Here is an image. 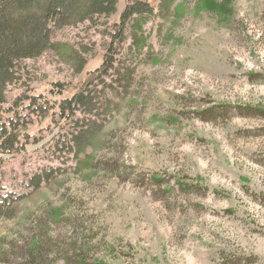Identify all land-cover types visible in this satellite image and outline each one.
Returning a JSON list of instances; mask_svg holds the SVG:
<instances>
[{
    "label": "rangeland",
    "instance_id": "rangeland-1",
    "mask_svg": "<svg viewBox=\"0 0 264 264\" xmlns=\"http://www.w3.org/2000/svg\"><path fill=\"white\" fill-rule=\"evenodd\" d=\"M196 1L145 25L151 48L139 58L127 54V38L122 59L132 84L123 108L100 119L103 144L86 151L91 171L79 170L72 135L73 119L87 124L89 116L64 120L57 104L103 63L125 0L96 26L55 33L86 62L82 73L51 52L22 63L8 99L41 94L48 104L41 114L10 106L26 137L19 152L0 154L10 212L0 219V264H24L38 223L65 250L86 243L90 260L106 264H264V0H234L227 15ZM109 75L96 84L117 79ZM37 185L50 186L11 211Z\"/></svg>",
    "mask_w": 264,
    "mask_h": 264
},
{
    "label": "trees",
    "instance_id": "trees-1",
    "mask_svg": "<svg viewBox=\"0 0 264 264\" xmlns=\"http://www.w3.org/2000/svg\"><path fill=\"white\" fill-rule=\"evenodd\" d=\"M232 1L234 0H224L217 4L215 0H197L196 4L206 11H219L220 14L227 15L231 12ZM182 3L184 5V0H125L119 21L113 25L112 38L105 49L103 63L97 70L92 71L90 77L70 97L63 98L57 104L58 114L64 120L66 118L72 120L76 113L89 116L85 119L87 124L78 125L77 118L72 121L75 132L72 135L76 134L73 136L76 148L74 155L78 156L80 162H83L79 170H93L94 157L90 158L92 150L90 154L86 151L92 149V144H96L97 148L103 144V133L99 127L100 119L104 114L111 115L116 106L123 108L125 104L124 88L132 84V73L129 72L128 61L122 59L123 45L127 38L130 39L127 54L139 58L138 55L143 50L148 51L151 48L148 44L149 33L146 32L144 26L148 23L154 24L157 20L164 22L177 17L175 8L181 7ZM115 13L116 0H0V106L4 104L9 106L0 109V154L12 155L19 152L23 148V143H20L24 142L23 139L26 137L24 133H21L24 129L19 127L20 114L10 107L11 104H14L16 109L19 107L40 114L46 110L48 104L47 99L41 94L26 97L21 92L11 101L8 99L9 87L19 84L22 79L23 73L21 72L24 68L22 63L51 52L62 61H72L75 73H82L86 62L77 59L72 46L54 40L55 33L83 23L96 26L97 20L106 19ZM126 29L130 30L128 35L125 33ZM106 75H109L111 79L117 76V79H113V83L110 81V84L102 83L103 81L96 84ZM55 86L59 89V94L60 91L66 90L60 83ZM97 86H100V89L94 95L92 90ZM97 95L99 96L98 102H93V96ZM101 97L107 99L106 104L99 102ZM98 110H101L103 114L100 115ZM95 111L97 113L93 114ZM80 154L83 155L82 159L79 157ZM49 186L41 189L37 185L29 195L11 200V211L15 210V207L13 208L15 204L17 206L21 201L28 200L39 190L48 189ZM8 200V197L0 195V219L5 214L7 215L4 216L5 219H10L8 216L10 212L4 211L9 208V204L6 203ZM44 228L45 226L38 223L37 233L28 240L24 264H59L58 262H62L60 264H106L100 259L90 260L92 249L84 248L86 243L80 244L77 248L68 245L66 250L73 253V257H68L62 242H59L57 238L53 241L54 238L47 237L48 231H44ZM86 239L88 238H84V241ZM56 240L58 245L52 247L50 243H56ZM48 248L53 250L51 252L53 258L49 257ZM0 262H4V255L2 257L1 251Z\"/></svg>",
    "mask_w": 264,
    "mask_h": 264
}]
</instances>
